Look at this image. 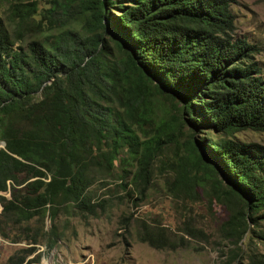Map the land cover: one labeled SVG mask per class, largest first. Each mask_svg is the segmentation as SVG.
Returning <instances> with one entry per match:
<instances>
[{
    "label": "trees",
    "instance_id": "1",
    "mask_svg": "<svg viewBox=\"0 0 264 264\" xmlns=\"http://www.w3.org/2000/svg\"><path fill=\"white\" fill-rule=\"evenodd\" d=\"M7 2L14 28L0 14V215L17 223L49 210L57 242L64 209L85 220L105 212L91 188L117 161L119 185L143 201L175 144L184 150L172 165L175 196L196 199V187L213 180L206 193L228 209L220 229L237 245L235 259L256 233L251 225L264 221V144L236 136L264 132V77L258 46L232 37L233 0ZM27 33L35 38L24 45ZM139 239L176 247L158 227L146 225Z\"/></svg>",
    "mask_w": 264,
    "mask_h": 264
},
{
    "label": "rangeland",
    "instance_id": "2",
    "mask_svg": "<svg viewBox=\"0 0 264 264\" xmlns=\"http://www.w3.org/2000/svg\"><path fill=\"white\" fill-rule=\"evenodd\" d=\"M231 8L235 16L232 37L258 46L254 61L264 77V0H233ZM9 13L7 0H0V14L10 26ZM34 36L27 33L23 44H28ZM137 129L143 136L142 130ZM236 136L264 144L261 131L242 130ZM164 150L168 154V170L160 161L156 163L152 186L143 201L136 189L129 193L119 185L121 179L117 174L124 165L117 161L113 176L100 177L91 188L95 202L106 200L105 212L85 220L75 207L64 209L56 223L60 234L57 242L50 239L54 236L50 234L53 223L49 210L44 219L36 215L30 221L17 223L0 215V264H6L12 256H24L22 264H252L250 255H254L259 264L264 257V240L259 237L264 234V221L258 226L251 225L256 233L253 237L249 232L245 235L238 244L242 251L231 259V250H237V245L225 238L220 229L228 219V209L206 193L213 189V180H208L205 187H196V199L184 196L183 192L180 197L175 196L172 165L178 161V153L183 154L184 150L169 143ZM122 155L129 154L124 151ZM5 195L9 197L10 193ZM146 225L164 229L168 239L176 242V247L157 249L140 241L139 231ZM186 227L197 230L199 235L185 234L182 230ZM34 236L37 243H32ZM30 248L35 251L29 252Z\"/></svg>",
    "mask_w": 264,
    "mask_h": 264
},
{
    "label": "water",
    "instance_id": "3",
    "mask_svg": "<svg viewBox=\"0 0 264 264\" xmlns=\"http://www.w3.org/2000/svg\"><path fill=\"white\" fill-rule=\"evenodd\" d=\"M5 145V142H2V146H4Z\"/></svg>",
    "mask_w": 264,
    "mask_h": 264
}]
</instances>
